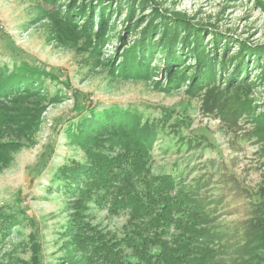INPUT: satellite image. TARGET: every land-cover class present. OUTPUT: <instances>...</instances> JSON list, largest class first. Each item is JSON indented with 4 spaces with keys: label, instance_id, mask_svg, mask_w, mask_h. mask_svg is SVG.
<instances>
[{
    "label": "rangeland",
    "instance_id": "1",
    "mask_svg": "<svg viewBox=\"0 0 264 264\" xmlns=\"http://www.w3.org/2000/svg\"><path fill=\"white\" fill-rule=\"evenodd\" d=\"M76 1L79 12L84 0ZM85 2L96 4V0ZM152 2L168 12L185 14L188 21L200 26L205 42H210L211 30L224 34L230 55L236 54L240 41L252 48L264 46V0ZM112 4L117 13L107 22L104 37L109 39L104 41L101 60L109 57L116 73L123 50L132 45L144 26L136 27L138 18L150 9L140 10L130 22L131 29L125 31V5L119 10L122 2ZM39 6L48 5L43 0H0V64L12 69L13 63L27 62L46 70L57 79L46 76L45 85L52 91L61 88L65 94L62 102H45L32 143L25 138L29 145L15 151L10 163L0 169V214L17 219L6 236L0 235V264H69L77 258L68 229L69 199L62 191L50 190V185L55 188L60 181L57 173L61 168L85 161L81 147L73 145L64 132L75 109L74 91L94 101L99 111L129 109L141 116L142 122L151 120L162 126L164 121L165 127H160L153 144L152 170L172 173L184 185L194 187L206 199L215 229L229 234L227 246H239L241 232L263 216L255 211L259 214L258 207L264 206V67L259 78L255 77L258 70H252L248 81L254 83L248 88L226 89L222 71L218 88L208 96L206 89L195 96L188 94V82L165 92L156 82L164 85L167 81V74L160 69L147 81L112 75L108 65L93 69L89 51L78 47L61 23L40 17ZM93 12L90 30L96 40L101 29L100 8ZM83 21L84 16L78 17L79 23ZM152 38L156 40V34ZM154 64L160 66L151 59L149 65ZM87 219L118 238L127 230V215H112L92 203ZM231 247L225 250L226 260L235 256L229 254L234 251Z\"/></svg>",
    "mask_w": 264,
    "mask_h": 264
},
{
    "label": "trees",
    "instance_id": "2",
    "mask_svg": "<svg viewBox=\"0 0 264 264\" xmlns=\"http://www.w3.org/2000/svg\"><path fill=\"white\" fill-rule=\"evenodd\" d=\"M113 1L117 5L122 2L119 10L125 5V31L131 29L130 22L140 10L150 9L138 18L136 27L144 26L132 45L123 50L116 73L109 57L101 60L104 41L109 39L104 37L107 22L117 13L111 8ZM43 2L48 6H39L40 17L61 23L78 47L89 51L93 69L108 65L112 75L146 81L160 69L167 74V81L164 85L156 82L165 92L180 89L188 82V94L195 96L206 89L208 96L218 88L222 71L226 89L248 88L254 83L248 81L252 70H258L255 77L259 78L264 67V46L252 48L240 41L236 54L230 55L224 34L211 30V40L205 42L198 24L188 21L182 12L159 8L152 0H96V4L84 0L79 12L76 0ZM95 7L100 8L101 29L93 40L95 33L90 26ZM80 16H84L82 23L78 22ZM125 31L120 36L122 41ZM151 59L160 66H150ZM50 75L27 62L13 63L12 69L6 63L0 64V169L26 145L25 138L32 143L45 102H62L65 98L61 88L52 91L45 85V77ZM60 81L70 87L68 82ZM214 94L227 96L224 92ZM74 95L75 109L64 132L73 145L81 147L85 161L61 168L57 173L60 181L55 188L50 185L51 191H62L69 199L68 229L77 252V258L69 264H264V255L260 254L264 252L263 205L258 207L259 214L255 211V215L263 216L241 232L243 241H237L240 245L228 247L231 238L215 229L206 199L176 175L152 170L153 144L160 127H165L164 121L162 126L151 120L142 122L141 116L129 109L99 111L87 96L78 91ZM91 203L112 215H127L125 235L118 238L89 221ZM16 220L0 214L1 237ZM230 247L234 251L229 254L235 256L226 260L225 250ZM242 252L249 257L245 259Z\"/></svg>",
    "mask_w": 264,
    "mask_h": 264
}]
</instances>
